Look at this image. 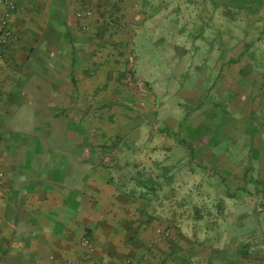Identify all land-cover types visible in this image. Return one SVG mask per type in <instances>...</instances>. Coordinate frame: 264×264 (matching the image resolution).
Listing matches in <instances>:
<instances>
[{"label":"crops","instance_id":"0c3cea01","mask_svg":"<svg viewBox=\"0 0 264 264\" xmlns=\"http://www.w3.org/2000/svg\"><path fill=\"white\" fill-rule=\"evenodd\" d=\"M79 8L89 15L76 20ZM116 20L177 22L185 37L208 38L215 65L224 55L226 101L262 168L255 185L246 169L222 193L223 218L206 221L196 193L169 189L151 144L118 141L136 117L122 122L129 115L115 104L124 94L109 71L119 59L105 39L119 35L101 26ZM8 28L0 264H264V0H14Z\"/></svg>","mask_w":264,"mask_h":264},{"label":"rangeland","instance_id":"374dc122","mask_svg":"<svg viewBox=\"0 0 264 264\" xmlns=\"http://www.w3.org/2000/svg\"><path fill=\"white\" fill-rule=\"evenodd\" d=\"M179 24L141 22L130 29L127 21L116 20L101 27L119 35L105 39L119 59L118 69L109 71L120 74L124 94L115 104L129 115L122 122L133 125L136 117L135 130L118 141L132 135V141L151 144L148 153L162 158L153 171L162 170L172 192L196 193V214L209 221L211 216L227 214L222 193L239 188L246 169L253 180L248 187L255 185L260 161L258 150L243 147L246 120L240 110L230 111L226 101L230 95L224 91V71L219 69L224 55H216L215 65L208 38L185 37ZM126 72L134 80H128ZM260 221L264 223V215Z\"/></svg>","mask_w":264,"mask_h":264},{"label":"built area","instance_id":"2783aa9c","mask_svg":"<svg viewBox=\"0 0 264 264\" xmlns=\"http://www.w3.org/2000/svg\"><path fill=\"white\" fill-rule=\"evenodd\" d=\"M14 0H0V57L3 55L9 40V28H8V18L9 12L13 8ZM89 15L88 10L85 8H79L75 13L74 17L76 20L83 19ZM1 177V174H0ZM89 239L87 237H82L79 241V245L84 248H89ZM62 264H71L69 262H64Z\"/></svg>","mask_w":264,"mask_h":264},{"label":"trees","instance_id":"16d2710c","mask_svg":"<svg viewBox=\"0 0 264 264\" xmlns=\"http://www.w3.org/2000/svg\"><path fill=\"white\" fill-rule=\"evenodd\" d=\"M125 75H126V77H127V79H128V80H131V81H132V80H134V78H133V75H132V77H131V74H130V73L126 72V74H125ZM128 90H130V91H131V89H130V88H128ZM165 132H168V131H167V130H165Z\"/></svg>","mask_w":264,"mask_h":264}]
</instances>
